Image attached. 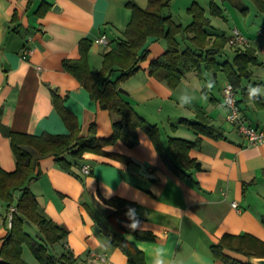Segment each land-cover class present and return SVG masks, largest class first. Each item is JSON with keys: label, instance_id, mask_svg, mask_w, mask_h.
I'll list each match as a JSON object with an SVG mask.
<instances>
[{"label": "crops", "instance_id": "obj_1", "mask_svg": "<svg viewBox=\"0 0 264 264\" xmlns=\"http://www.w3.org/2000/svg\"><path fill=\"white\" fill-rule=\"evenodd\" d=\"M128 1L0 0V124L34 134L69 132L53 102L57 92L78 117L82 134L87 135L90 124L95 122L97 134L110 137L117 115L91 97L79 80L64 69L63 60L79 58L80 40L87 37L92 40L90 63L98 71L105 52L123 38L132 16ZM136 1L142 6L148 4V0ZM195 1L211 18L207 29L212 38L218 34L229 37L237 27L248 39L245 45L226 44L218 60L232 61L238 47H253L258 62L251 65L253 74L243 81V86L264 85V11L254 0H216L223 16H214L210 0H172L165 14L188 25L192 16L187 10ZM46 3L49 8L40 13ZM239 5H245L247 11L241 12ZM102 34L108 36V45L94 41ZM186 43L181 39V48ZM144 47L149 54L141 61L139 71L121 81L120 87L128 91L121 94L141 116L159 125L165 145L169 137L196 139L197 131L182 120L195 121L198 110L207 113L224 129L226 137L203 136L201 145L191 148L190 156L201 163L202 169L190 170L191 178L178 176L166 165L150 136L139 129L135 146L119 139L105 147L110 154L87 152L82 159L68 156L74 163L73 171L60 167L54 156H46L40 160L42 174L27 185L37 195L40 210L68 230V235L52 247L53 252L70 250L76 264H91V252L107 254L103 264H129L127 255L111 243L94 217L114 229L107 219L114 208L104 200L113 196L134 202L141 229L156 235L155 240H144L133 233H123L144 251L145 264H151L157 246L164 247L169 264H227L211 252V246L225 233L249 232L264 240V143H248L227 120L229 108L223 86L228 79L223 71L215 73L204 67L200 72L193 70L171 88L148 72L150 61L166 50V41L149 37ZM25 48L32 50L26 58L22 56ZM121 74L120 70L114 71L111 78L116 80ZM208 79L215 81V87L207 91L208 99L197 93L192 106L180 107L178 96L185 81L195 89L200 86L197 81ZM237 96L241 98L240 93ZM258 100L241 101L239 106L248 123L264 127V98ZM83 165H89L91 172L84 173ZM0 167L16 168L11 140L1 127ZM21 191L13 190L11 204L0 198V249L10 228L9 207L16 206ZM29 225L26 222L27 232ZM226 252L247 259L242 254ZM23 258L37 264L26 257L24 247Z\"/></svg>", "mask_w": 264, "mask_h": 264}, {"label": "trees", "instance_id": "obj_2", "mask_svg": "<svg viewBox=\"0 0 264 264\" xmlns=\"http://www.w3.org/2000/svg\"><path fill=\"white\" fill-rule=\"evenodd\" d=\"M171 1L148 0L147 6H142L136 0H129L126 5L131 9L132 16L123 38L118 41L116 47L105 52L102 66L98 71H95L90 63L92 40L87 37L80 40L79 58L63 60L64 69L79 80L91 97L99 101L102 108L117 115L110 137H100L95 122L90 124L87 135L82 134L78 117L66 106L65 99L57 92L53 95V102L69 132L34 134L0 124L3 133L11 140L16 159L15 169L6 170L0 167V198L11 204L14 201L13 190L22 189L16 203L17 211L14 213L12 225L4 236L0 249V264H29L23 258L24 245L29 246L41 264H76V258L70 250L60 254L50 250L68 235V230L40 210L37 195L27 185L32 178H38L42 174L40 168L42 158L54 156L60 167L73 171L74 163L68 156L82 159L87 152L110 154L105 147L119 139L129 146H135L139 142L138 131L143 129L152 139L166 165L178 176L191 178L190 170L202 169L201 163L190 156L191 148L199 147L203 136L216 139L226 137L224 129L217 126L207 113L198 110L195 121L182 120L197 131V138L190 140L169 137L165 145L159 125L141 116L119 91L121 81L140 70L141 61L149 54L148 48L144 47L147 39L155 37L165 40L167 47L160 56L150 61L148 66L150 75L166 81L169 87L175 88L180 84L182 77L190 71L200 72L203 67L215 73L221 70L233 84L237 94L240 93L241 98L237 96V103L249 101L243 81L253 74L251 65L258 62L256 50L253 47H238L232 61L220 62L217 57L228 44V37L218 34L212 38L207 29L211 25V18L197 1L187 10L192 16L188 25L175 21L171 15L165 14V9L170 6ZM254 1L259 9L264 11V1ZM49 6L50 4H44L39 12H45ZM238 7L243 13L248 9L245 5ZM210 10L214 16H223V10L216 0H210ZM15 19L16 15L13 16V20ZM189 33L193 35L190 36ZM181 39L188 42L184 48H181ZM117 70L122 74L113 80L111 75ZM117 156L127 162L132 161L129 157ZM104 200L114 208L107 217L114 229L95 215L101 230L114 246L119 247L127 255L129 264H145L144 251L134 241L125 238L123 233L130 232L138 239L144 240H155V233L143 229L131 232L125 227L129 222L125 212L130 206H134V202L120 196ZM26 222L38 227L36 236L25 230ZM226 250L242 254L247 259L232 256ZM211 252L215 258L227 264H255L251 261L252 257H264V240L249 232L225 233L211 246Z\"/></svg>", "mask_w": 264, "mask_h": 264}, {"label": "built area", "instance_id": "obj_3", "mask_svg": "<svg viewBox=\"0 0 264 264\" xmlns=\"http://www.w3.org/2000/svg\"><path fill=\"white\" fill-rule=\"evenodd\" d=\"M97 43L108 45L110 40L106 34H102L94 39ZM248 42L247 37L242 31L235 27L232 31V35L228 37V43L232 46L245 45ZM31 48H25L23 51V57L26 58L31 53ZM223 97L226 106L229 108L227 120L246 138L250 144L264 143V127H258L247 122V119L237 103V92L235 87L230 81H226L223 86ZM227 101V103H226ZM82 170L84 173H90L91 168L89 165H83ZM234 206H238L237 202H233ZM17 211L15 205H11L8 211V223L11 226L14 213ZM91 264H103L107 261V254L91 252L89 255Z\"/></svg>", "mask_w": 264, "mask_h": 264}, {"label": "clouds", "instance_id": "obj_4", "mask_svg": "<svg viewBox=\"0 0 264 264\" xmlns=\"http://www.w3.org/2000/svg\"><path fill=\"white\" fill-rule=\"evenodd\" d=\"M199 83L198 88H192L187 81H185L184 90L178 96L180 107H190L193 105L194 101L197 99V93L204 100H207V91H211L215 87V81L208 79L205 81H197ZM247 95L249 102H255L260 98H264V85L260 84H249L247 87ZM227 103V101H226ZM128 223L125 227L131 232H135L141 229V220L139 219V214L134 207H129L125 212ZM151 264H169L166 259V251L163 246H157L153 249L151 256Z\"/></svg>", "mask_w": 264, "mask_h": 264}, {"label": "rangeland", "instance_id": "obj_5", "mask_svg": "<svg viewBox=\"0 0 264 264\" xmlns=\"http://www.w3.org/2000/svg\"><path fill=\"white\" fill-rule=\"evenodd\" d=\"M92 66H94V65H92ZM28 230H29V233L35 234V232H37V230H38V227L36 225H34V224H31V225L28 226ZM50 250L53 251L52 248ZM24 253L26 254L27 258H30L31 260L35 261V263H37V264H41L37 260V258L34 256V254L32 253V251H31V249L29 248L28 245L24 246Z\"/></svg>", "mask_w": 264, "mask_h": 264}, {"label": "water", "instance_id": "obj_6", "mask_svg": "<svg viewBox=\"0 0 264 264\" xmlns=\"http://www.w3.org/2000/svg\"><path fill=\"white\" fill-rule=\"evenodd\" d=\"M55 8H57V6H55ZM4 67L8 68L6 65ZM119 91L121 93H126V94L128 93V91L123 87H119ZM251 261L255 264H264V257H252Z\"/></svg>", "mask_w": 264, "mask_h": 264}]
</instances>
